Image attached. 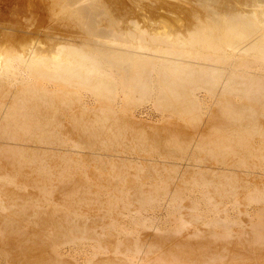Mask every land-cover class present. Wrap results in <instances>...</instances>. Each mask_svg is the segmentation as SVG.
<instances>
[{
	"label": "bare ground",
	"instance_id": "6f19581e",
	"mask_svg": "<svg viewBox=\"0 0 264 264\" xmlns=\"http://www.w3.org/2000/svg\"><path fill=\"white\" fill-rule=\"evenodd\" d=\"M28 8L0 0V264H264V0Z\"/></svg>",
	"mask_w": 264,
	"mask_h": 264
},
{
	"label": "rangeland",
	"instance_id": "374dc122",
	"mask_svg": "<svg viewBox=\"0 0 264 264\" xmlns=\"http://www.w3.org/2000/svg\"><path fill=\"white\" fill-rule=\"evenodd\" d=\"M31 0H21V3L23 4V7H24V9H23V13L24 14H27V16H29V8H28V3L30 2ZM27 4V5H26ZM1 10L2 11H6V9H5V6H3V7H1ZM38 13H40V12H38ZM33 17H35V19H37L38 21H39V19L43 16H45L44 14H38L37 16H34V14L32 15ZM21 17L20 16H17V20H19ZM45 22H43V23H37V21L35 22V24H37V25H41V26H46L47 25V20H44ZM12 27H15L14 25L12 26ZM37 27V26H36ZM36 27H30V29H29V31H30V33L31 34H35V32H36V30H35V28ZM35 36V35H34ZM36 38L37 39H40V40H44V36L41 34V35H39V36H36ZM172 186V185H171ZM160 210H158V212H159Z\"/></svg>",
	"mask_w": 264,
	"mask_h": 264
}]
</instances>
